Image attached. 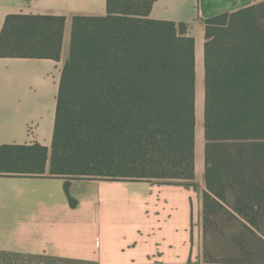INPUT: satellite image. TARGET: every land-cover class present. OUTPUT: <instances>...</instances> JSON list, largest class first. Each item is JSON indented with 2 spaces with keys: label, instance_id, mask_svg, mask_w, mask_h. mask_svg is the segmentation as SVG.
I'll use <instances>...</instances> for the list:
<instances>
[{
  "label": "trees",
  "instance_id": "1",
  "mask_svg": "<svg viewBox=\"0 0 264 264\" xmlns=\"http://www.w3.org/2000/svg\"><path fill=\"white\" fill-rule=\"evenodd\" d=\"M206 21L205 264H264V0ZM156 0H108L73 19L50 175L196 183L197 76L188 26L150 18ZM66 18H7L0 57L59 60ZM48 149L0 147V176L44 175ZM219 221L223 227L217 228ZM249 233L252 237H249Z\"/></svg>",
  "mask_w": 264,
  "mask_h": 264
},
{
  "label": "crops",
  "instance_id": "2",
  "mask_svg": "<svg viewBox=\"0 0 264 264\" xmlns=\"http://www.w3.org/2000/svg\"><path fill=\"white\" fill-rule=\"evenodd\" d=\"M258 0H156L150 18L188 26L196 76H205L206 21ZM66 18L59 60L0 57V147L48 149L44 175L0 176V264H194L203 242L204 111L196 101L194 187L67 180L50 175L58 97L73 19L108 15V0H0V38L10 16ZM200 144V145H199ZM200 146V151H199Z\"/></svg>",
  "mask_w": 264,
  "mask_h": 264
},
{
  "label": "rangeland",
  "instance_id": "3",
  "mask_svg": "<svg viewBox=\"0 0 264 264\" xmlns=\"http://www.w3.org/2000/svg\"><path fill=\"white\" fill-rule=\"evenodd\" d=\"M197 81L199 82V84H198V86H199L198 87V89H199V104H200V102L202 103V105L199 107V111L201 112V110L204 111V76H202V77L199 76V78L197 77ZM199 128H200V130L202 129V131H203V126L202 125ZM201 136H203L202 138H203V142H204V135H201ZM199 151H200V146H199ZM157 184H164V183L157 182ZM198 190H199V193L202 192L201 187H199ZM202 197H203V195H202ZM216 227L218 229L222 228L223 227L222 221H219L218 225L216 224ZM249 237L250 238L252 237V235L250 233H249ZM203 253H204V240L202 242V251H201L200 255L193 257V263L194 264H205L204 258H203Z\"/></svg>",
  "mask_w": 264,
  "mask_h": 264
}]
</instances>
